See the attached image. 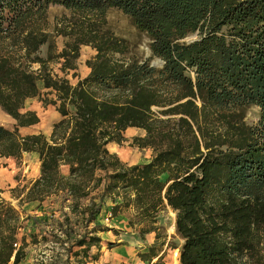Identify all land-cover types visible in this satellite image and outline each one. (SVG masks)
<instances>
[{"label":"trees","instance_id":"16d2710c","mask_svg":"<svg viewBox=\"0 0 264 264\" xmlns=\"http://www.w3.org/2000/svg\"><path fill=\"white\" fill-rule=\"evenodd\" d=\"M53 5L72 18L50 31ZM110 9L146 35L161 66L126 58V41L105 29ZM81 46L95 51L84 78L76 74ZM33 98L59 119L48 136L0 124V158L38 156L39 176L12 198L19 208L54 199L52 222L65 235L54 234V243L78 248L80 264L91 247L99 251L97 233L112 230L94 224L108 205L110 219L125 217L141 239L154 234L139 256L149 264H164L153 259L165 244L158 218L168 208L182 240L179 264H264V0H0V108L17 128L32 127L37 114L22 110ZM250 106L259 110L252 124ZM130 128L145 133L133 145L151 150L146 164L124 163L106 148L121 145ZM29 219L0 198V264L25 259L20 231Z\"/></svg>","mask_w":264,"mask_h":264},{"label":"rangeland","instance_id":"374dc122","mask_svg":"<svg viewBox=\"0 0 264 264\" xmlns=\"http://www.w3.org/2000/svg\"><path fill=\"white\" fill-rule=\"evenodd\" d=\"M46 16L49 30L52 31L54 26L59 25L62 22L72 18V13L62 6L53 5L49 6ZM105 29L110 31L117 38L126 41L128 45V52L126 54L127 59L134 58L138 61L146 59L149 60L150 63L157 60L156 58L151 57V52L149 50L150 40L146 37L145 34L140 33L132 25L130 19L122 12L116 9H110L106 14ZM189 37L190 36H188L184 41H191ZM64 42L65 39L62 37H58L56 39V45L59 51L63 48ZM45 53L46 48L43 47L40 50V56L44 58ZM94 54L95 51L91 47H80L79 58L76 62V74L78 75V77L84 78L88 75L89 69L86 67L85 61L93 57ZM51 67L53 68L55 73L60 74L58 71V66L51 65ZM32 68L35 70L37 69V66L33 65ZM66 77L73 85L77 82V78H72L71 73H69V75H67ZM39 88L42 90L41 85H39ZM27 110L34 111L37 114L39 118V122L37 125L25 129L17 128L15 125V121L11 119L10 116L1 108L0 124L8 129L16 131L20 135L42 133L45 136H48L51 132L52 125L59 119L55 108L50 105L43 106L42 102L39 101L38 98H33L25 101L24 109L22 111L24 112ZM258 114V108L255 106H250L246 110V122L249 124L255 123L258 119ZM44 115L48 122L42 124L41 119ZM144 135V131L136 128H130L124 132L123 137L125 141L121 145L116 144L128 153V158L123 160L119 158L122 162L129 165H134L146 164L150 161L152 155L150 149H139L138 147L133 145L134 138L143 137ZM38 176L39 160L36 154H24L21 160H16L14 158H0V198L10 203V205L19 212H23L26 216H30L31 218H35L36 220L34 221L33 219H29L24 221V230L20 231L21 235H26V242L28 244L26 250H29V258L27 257L26 259L25 257V259L20 264H80V256L75 257L73 255V251L78 250V248L75 247L72 252H69L66 249V245L62 247L54 243L56 241L53 238L54 234L60 235V237L65 240L64 230L57 231V227L52 222V220L57 219L59 214L55 211V208L53 206L54 199H49L42 203L40 206L33 203L25 204L21 208H19L17 206L18 201L12 198V195H14V193L11 192L12 189L16 187L21 189L23 186L28 185L31 181L36 179ZM24 217L25 216L23 215V218ZM110 220V217L108 218V220L104 219L106 223ZM174 223L175 214L169 208L162 212L159 216L158 224L163 228L164 234L166 235V240L163 246H159L156 248L155 252L158 253V256L153 259V262L157 261L158 258L161 257L164 264H174V259L176 257L175 255L177 253L179 254V248L182 245V240L176 235L175 228L174 230H171V226ZM51 230H53L52 234L50 233ZM74 230L75 234H79L81 232V229L76 226ZM126 232L129 234V236L120 235L119 237V234H117L116 232H111L114 237L116 236L115 238H113V241L108 242L115 245L112 248L108 247V243L102 239V236H107V234H105V231L98 232L97 235L101 239L99 251L96 247H91L88 252L89 259L87 261L97 262L100 259V256L106 251L108 258H114V255L118 250V248L115 247L121 244H127L130 245V251L132 253L134 252L132 250L133 247H136V249H139L140 251L138 253V260H136L135 262L134 260H130L129 262L123 264L148 263L142 261L139 256L142 254H148L147 247L151 244L148 245L146 242H148L149 240L153 244L154 234L145 236L143 239H141L138 233L132 229L127 230ZM43 234H45L44 239H42L41 237ZM31 235L37 236V243L31 242ZM108 235L112 236L110 233H108ZM132 237H134V239ZM53 248L56 249L53 250ZM93 257H95L96 260L90 259ZM115 262H117L118 264V261Z\"/></svg>","mask_w":264,"mask_h":264},{"label":"crops","instance_id":"0c3cea01","mask_svg":"<svg viewBox=\"0 0 264 264\" xmlns=\"http://www.w3.org/2000/svg\"><path fill=\"white\" fill-rule=\"evenodd\" d=\"M20 129H25V128H20ZM62 174L65 176L68 174L67 167L62 168ZM106 217H110L109 205H108V207H106V209L101 214V216L97 219V222H96V224H102V225L107 226L109 229H112V230H108L105 232V234H107V236H102V239L105 242H107V243L111 242V241H113V238L116 237V236L114 237L112 235V233H111L112 231L119 234V237H120V235L129 236V234L126 231L130 230L131 228L128 226L127 219L125 217L118 216L116 218H112L107 223L104 221V219H106ZM108 233H110L112 236H109ZM149 235H151V234H148L146 236H149ZM132 238L134 239V237H132ZM122 239H124V238H122ZM146 243L148 245L152 244V242H150L149 240ZM115 248H118V250H117L116 254L114 255V258H108L107 251H106L100 256V259L97 262L96 261L95 262H88L86 264H108V263L117 264V262H115V261H118V264H123V263L129 262L130 260H134V262L136 260H138V253L140 250L136 249V247L132 248V250L134 251L133 253L130 251V249H131L130 245H127V244H121ZM138 248H140V247H138ZM118 252H121V254H117ZM27 257L29 258V250L28 251L26 250V259H27ZM136 263H138V262H136ZM140 264H142V263H140ZM146 264H149V263H146Z\"/></svg>","mask_w":264,"mask_h":264},{"label":"bare ground","instance_id":"6f19581e","mask_svg":"<svg viewBox=\"0 0 264 264\" xmlns=\"http://www.w3.org/2000/svg\"><path fill=\"white\" fill-rule=\"evenodd\" d=\"M41 120H42V124L48 122V120L45 118V115L42 116ZM106 148L109 152L115 153L122 160L128 158V153L124 149L117 146L115 143L107 144ZM171 230H174V224L171 226ZM117 254H121V252H118ZM175 256L176 257L174 259V264H179V254L177 253Z\"/></svg>","mask_w":264,"mask_h":264},{"label":"water","instance_id":"95a60500","mask_svg":"<svg viewBox=\"0 0 264 264\" xmlns=\"http://www.w3.org/2000/svg\"><path fill=\"white\" fill-rule=\"evenodd\" d=\"M189 38L191 39V41L196 40V34L190 35ZM161 65H162V62L159 59H157L156 61L151 63V66H161ZM174 228H175V226H174Z\"/></svg>","mask_w":264,"mask_h":264},{"label":"built area","instance_id":"2783aa9c","mask_svg":"<svg viewBox=\"0 0 264 264\" xmlns=\"http://www.w3.org/2000/svg\"><path fill=\"white\" fill-rule=\"evenodd\" d=\"M109 217H106V220H108Z\"/></svg>","mask_w":264,"mask_h":264}]
</instances>
